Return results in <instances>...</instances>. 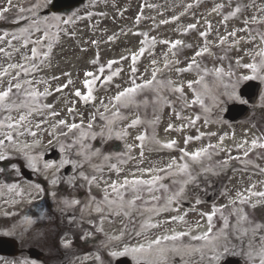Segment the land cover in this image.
Returning a JSON list of instances; mask_svg holds the SVG:
<instances>
[{"label": "rangeland", "instance_id": "1", "mask_svg": "<svg viewBox=\"0 0 264 264\" xmlns=\"http://www.w3.org/2000/svg\"><path fill=\"white\" fill-rule=\"evenodd\" d=\"M33 0H12V9L8 13H4L5 18L0 19V36H4L3 40H0V47L5 49V52H11V58L0 53V69L6 67L10 63L24 64L27 67H31L24 59L23 56H30V49L34 45H29L27 48L22 47L23 36H21L19 29L21 27H27L28 21H20L19 24L14 23L16 19L17 10L20 5L25 7L29 6ZM241 3L247 4L249 0H240ZM217 3L227 4V0H86L78 6L71 8L67 11H61L58 13L40 14V18L59 16L62 19L73 20V23L64 25L60 24L59 30L52 28L53 33L52 51L47 58L40 55L39 59L35 60V63L39 66L37 70L33 71L28 76H23L22 79L34 80V81H46L47 83L34 84L33 87L38 92H44L47 88L51 95L35 98V102L31 105L35 109L32 115L28 117V121L25 123L30 131L36 132L35 137L24 131V128H20L19 131L23 132V135L14 138L13 141H5V146L0 147V151L4 152L9 157H16L17 163H24L26 161L23 157L13 150V146L21 147L27 143L33 144V141L38 140L40 143L34 147L27 149L30 155L37 157L36 173L44 174L43 177L49 186L50 202L53 205V209L61 210L65 213L68 211L75 212L79 210L81 217L78 224V231L81 232L80 236L98 239L94 250L91 252L84 253L82 256L74 259L71 264H83V260L86 258H94L92 264H106L112 261L114 258L109 256V252L112 250H120L123 246H136L140 244L147 245L155 234L162 236V234H173V232H182L186 229L191 231H198L201 228V223L205 221L204 233L207 229L208 214L215 215L218 212L221 217L229 215V213L237 212L238 215H243L242 211L246 209L245 203L236 201L237 193H246L247 189L250 188L249 181H256L257 187L263 189L260 192H264V173L259 172L260 169L264 168V149L256 148L249 152V155L245 157L244 151L250 147V142L254 138H261V142H264V129L258 128L253 125L250 119L229 123L222 119L223 111L225 110V104L233 100L240 101L241 98L238 95V86L245 80L243 76L253 75L251 69L242 67L243 64L256 63L259 65L260 57L256 56L253 59L256 51L260 48H264V44H261L260 39L256 36L257 32L264 33V24L261 25H250L251 35L256 36L254 42H246L249 39L248 32L239 31L240 28L244 27L243 20L250 17L253 14L260 15L256 12V8H249L247 11H243L238 18H231L224 23H221L223 15L227 12L232 11L235 7L236 0H233L231 8L226 7L223 11V15L211 13V8ZM257 6H264V0H255ZM192 4L191 9L186 10V6ZM7 0H0V7L6 6ZM42 11V10H41ZM91 13V16L88 15ZM184 13V15H180ZM211 13V14H210ZM75 14V15H74ZM25 15H30L25 13ZM141 15L142 18L137 22L136 17ZM173 16L179 17V19L172 21ZM80 17L81 19H77ZM162 20H169L167 24H162ZM208 21L212 25V32L209 34L207 39L211 41L210 53L203 57L197 58V62L200 64V69L207 68L211 74L204 75L200 72V75H204V81L201 85H194V89L190 90L187 88V81L196 80L199 78L198 71L194 68L190 72H184L177 74L173 69L175 67H185L187 62L192 58L194 51L198 50L204 43L203 38L199 36V31L207 30ZM54 23V22H53ZM190 23H198L196 30L189 31L187 34H183V29ZM43 28L44 25H41ZM237 30V37H228L224 44H219V36H226L228 32ZM8 33V35H5ZM64 33H68L65 35ZM135 33H146L147 42L141 45V41L145 40L144 35H136ZM12 34L20 36L19 40H12ZM40 35V33H36ZM109 36H114L112 41L108 40ZM35 39L36 36L30 37ZM152 38H155L156 43L152 42ZM235 39H239L238 44H233ZM96 40L97 44L93 45L90 42ZM168 40L175 41L181 40L184 45H192L189 47H180V51L177 56H172L169 52V45L161 44L159 41ZM8 41H11V47L8 45ZM47 41H42L41 46L38 47V52L43 53L47 51ZM140 47H145L146 51L143 56L137 60L138 72L136 78L138 82H142L141 75L144 79H147L151 75L153 65L151 61L155 59L160 67H163L164 55L168 53L169 60H178V64H174L173 69H165L162 73L158 74V79L162 81L172 80L176 84L183 86V95L164 89L160 95L167 96L168 100L172 102L173 107H168L161 103L157 106H149L147 108L141 105L139 109L132 108L131 110L122 109L124 115L131 116L133 112H138L144 123L138 126L137 129L130 130L131 136L127 139L128 143H136L132 137L139 134L140 132L147 131L149 137L154 136L156 140L161 143L175 140L176 146L173 149L159 148L149 140L146 142V149L144 151V163L139 165V168H165L173 159H176L177 166L173 169H168L165 172H152L148 174H141L137 171V164L135 161H129L127 164L119 165L123 171L117 175L115 172H109L107 167L103 169V173H95L91 167L85 165L83 171L86 175H97L103 176V179L111 182L113 180H121L124 176H129L130 173L135 172L136 177L148 180L153 176H160L161 179L153 185V193L160 196L161 199L158 201L150 200V196L147 191L143 194V200L137 201V209L134 210L128 217L123 215H114L107 210L102 213H97L95 205H89L90 195L95 197L96 201H102L104 198V184L101 183L100 187L95 185L91 188L89 193V186L87 183L79 177V171L81 169H74L75 173L71 177H66L64 184L68 186L70 193L68 196L61 197L53 190L55 185L51 184L52 179L57 180L56 171L53 175L52 169L46 170L44 164L54 163L59 167L61 160L78 161L81 159L77 155L79 151V145L74 143V139L79 136V130H74L69 133L68 136H60L59 131L53 135L49 133L53 132L52 125L58 120L64 119L67 123H80L81 117L85 122L87 121L92 113L97 112L100 108V99H107L113 96L116 92L115 85L120 84L122 86H128V74L130 71L131 54L137 52ZM13 48L20 49L19 52H14ZM99 54V63L93 65L91 61L97 58ZM121 56H126L128 59L122 60L119 64L112 66V71L116 69H122L121 74L114 78L112 84L105 86L103 90L100 89L99 84L95 87L93 95L96 99L92 102H85L80 98L76 97L73 93L76 89H80L82 93H86V89L83 86V80L85 79L84 73L88 71L96 72L101 66H106L109 60H119ZM237 60L240 63H237ZM222 68L224 73H233V75H223L217 78L214 74L215 68ZM147 69V71H146ZM63 73H69V76H64ZM14 74V73H13ZM109 74V70L105 67V72L100 74L101 76ZM257 75L264 77V68L257 70ZM59 77L58 80H53L52 77ZM9 77L2 78L0 86L6 84ZM71 79L72 85L64 89L62 92H55L54 90ZM261 80V79H259ZM238 81V82H237ZM263 84L262 93L260 100L256 108V119L261 126H264V80H261ZM207 84V90L205 91L203 85ZM194 91L200 94V98L203 104H194L191 107H185L186 101L194 99ZM145 95L149 97H155L156 93L152 91H146L145 94H141L137 97L138 100H143ZM16 99L17 97H13ZM19 98H23L22 96ZM90 103L87 107L86 104ZM51 104L52 109L44 108L43 105ZM69 108H74L75 113L70 114ZM23 111H27L26 109ZM58 112V116H51L50 112ZM178 112L181 119H177L175 113ZM14 117L18 118L19 112L13 111L11 113ZM7 113L0 111V119H3ZM159 117V122L154 126L148 122L153 121L156 117ZM196 124L194 126L183 127L188 123V120L195 119ZM187 118V119H184ZM41 121H46L41 123ZM40 123V127L37 128L36 124ZM103 122L97 118L94 122V130L100 131V125ZM172 124L173 129L165 131L168 125ZM119 126H122L119 125ZM179 129V130H176ZM67 132V128L61 129ZM7 128H0V139L4 138V133L8 132ZM15 133L16 130H12ZM215 133V135H212ZM200 136L199 140L192 139L188 145L184 144L185 137H196ZM221 137L223 141L221 142ZM116 140V139H115ZM120 145L118 150L110 151L105 148L106 144L100 143L98 146H94L92 140L87 141L96 148H100L106 154H115L124 151L125 141L119 140ZM244 141H248L243 149H238L236 145L242 144ZM56 142L58 149L64 148V158L58 162L45 161L42 159V154L50 144ZM213 143L217 147L210 149L209 154L201 158L200 163H193L189 158L185 157L181 159L182 153L179 151L180 148H186L187 151L192 152L196 149L205 147ZM71 145V147H69ZM140 149L134 148L132 155L139 158ZM230 157H236L230 159ZM238 158V159H237ZM239 162H236L237 160ZM235 161L234 163L225 164L224 162ZM96 164H100L99 159H94ZM115 162V161H113ZM187 163L189 168L186 172L181 173L179 171V165ZM14 165V164H12ZM12 165L8 167L12 175L17 176L19 174L18 167L12 168ZM19 166V165H18ZM201 168V169H200ZM239 168V169H238ZM32 169V168H31ZM205 169H208L205 171ZM33 170V169H32ZM223 173V174H222ZM227 175V180L224 186L221 188L222 194L219 199L213 202H206L198 196V184L203 182L205 179L214 178L219 181L221 178ZM54 176V177H53ZM73 177H76L73 180ZM18 181H9L2 179L0 181V223L2 227L0 232L4 234H11L19 239H28L29 241L35 240L32 236L36 237V232L40 230L35 228L38 220L42 219L47 206L41 202L42 191H37L35 188L36 184L25 181L22 177ZM187 181V182H186ZM15 185L12 191H9L8 186ZM160 185H164L165 188H160ZM183 188L179 197H176L172 203L168 204V198L173 196L174 193L179 192ZM166 189V190H165ZM254 191V190H252ZM17 193H20L17 195ZM53 193L55 195H53ZM264 198V197H262ZM77 199L81 203L73 206L66 207L63 203L64 200ZM233 199L235 202H233ZM188 200L192 203V208L184 207L181 202ZM257 200H262L260 196L258 198H250V203L253 204ZM148 201V203H144ZM231 206V207H230ZM167 208V211L160 209ZM148 209L158 210L148 211ZM76 210V211H77ZM259 211L258 208H251L250 211L246 210V219L238 220L236 222V229L239 225H242L245 221L252 223L255 214ZM244 216V215H243ZM28 217L33 221L30 226L25 225V218ZM151 218V222L158 223L161 221H168V223L162 224L161 227L152 228L148 230L141 229V224L148 218ZM172 217H183L182 220H171ZM240 224L237 225L239 222ZM199 226V228H198ZM247 226V223L245 224ZM248 232H257L261 228L264 230V224L259 229L256 228ZM203 227V228H204ZM98 228H103V231H98ZM123 235L119 242L110 241L109 237L112 235ZM48 233H52L54 229L51 228V224H48L46 228ZM137 232L141 234L136 235ZM201 233V234H202ZM71 234L64 236V240H68ZM192 234V236H198ZM44 238H41V240ZM47 242L46 239L42 240ZM172 242V243H171ZM177 241H164V244L159 247L166 249H172L173 247H180L175 245ZM196 245L192 239H187L186 246L191 249ZM157 246H154V249ZM170 247V248H168ZM213 248L207 245L204 249L205 252L210 256L212 252L210 249ZM257 248V246H253ZM183 253V252H182ZM99 255L101 261H97L95 257ZM172 253L169 252L167 258L172 257ZM132 258L133 262L139 260L151 261L161 260L155 251L150 255L143 254L137 255ZM258 264V261H254ZM0 264H41L38 261L17 258L11 259L0 256ZM182 264H190L184 262Z\"/></svg>", "mask_w": 264, "mask_h": 264}, {"label": "snow or ice", "instance_id": "2", "mask_svg": "<svg viewBox=\"0 0 264 264\" xmlns=\"http://www.w3.org/2000/svg\"><path fill=\"white\" fill-rule=\"evenodd\" d=\"M53 0H33V2L30 3L29 6L25 7L23 5H20L17 10L16 19L13 21L16 24H19L20 21H28L27 27H21L19 29L21 36H23V44L22 47L27 48L29 45H34L31 47L30 56H23V59L31 65V67H27L24 64L19 63H10L7 64L6 67H3L0 69V81H2V78L9 77L7 79L6 84L3 86H0V111L7 113V115L4 116L3 119H0V128H7L9 131L4 133V138L0 139V147L5 146V141H13L14 138L19 137L20 135H23V132H20V128H24L25 132H28L29 135L35 137L37 135L36 132L30 131L27 127H25V123L28 121V117L32 115L33 111H35L34 108L31 107V105L35 102V98L37 96L44 97L51 95L52 92H50L47 88H45L44 92H38L33 85L38 83H47L46 81H34V80H28V79H22L23 76L30 75L33 71L37 70L39 67L35 60L39 59L40 55H43L44 58H47L51 51H52V43L51 40L53 38V33L51 32V29L54 27L59 30L60 24L68 25L73 23V20L71 18L69 19H62L59 16H54L51 18L44 17L43 19L40 18L41 10H50V6L52 5ZM233 5V0H227V4L225 3H217L211 8V13H216L218 15H223V11L226 7L231 8ZM12 0H7V5L0 7V19H4V13H8L12 9ZM193 7L192 4H188L186 6L187 9H191ZM255 7L256 12L260 13V15L253 14L250 17H247L243 20L244 27L240 28L239 31L241 32H248L249 33V39L246 42H254L256 39V36L259 37L261 44H264V33L257 32L256 36L251 35V29L250 25H261L264 24V6H257L255 3V0H249V3L243 4L240 2V0H236L235 7L232 11L227 12L226 15H223V19L221 23H224L225 21H228L231 18H238L240 14H242L243 11H247L249 8ZM25 13H28L30 15H25ZM210 13V14H211ZM75 15V14H74ZM89 16H91V13H88ZM180 15H184V13H181ZM142 16L138 15L136 17L137 22L141 20ZM77 19H81L80 17H77ZM179 19L177 16H173L171 18L172 21H175ZM54 22V23H53ZM169 20H162V24L169 23ZM207 24V30L205 31H199V36L203 38L204 43L203 45L198 49L194 51V54L192 58L187 62L185 67H175L173 69L174 64H178V60H169L168 59V53H165L164 55V63L163 67H160L158 65V62L153 59L151 61L153 68L151 70V75L149 78L144 79L143 75H141L142 82H138L136 78V74L138 72L137 68V60L145 54V47H140L137 52H134L131 54V64L129 66L130 71L128 74V86H122L120 84L115 85L116 92L113 96L109 97L107 99V102H105V99H100V108L103 109V111H100L99 109L97 112L92 113L89 117L86 127L85 122L83 120V117H81L80 123H67L64 119L58 120L55 124H53L51 127L53 129L52 133H49V135H53L57 131H59L60 136H68L69 133H72L74 130H79L80 134L78 137L74 139V143L79 145V151L77 155L81 157L78 161H72V160H61L59 167H63L64 165H71L74 169H81L79 171V177L83 179L87 185L89 186V193H91V188L93 185L96 187H100V184H104V198L102 201L97 202L95 197H92L90 195L89 198V205H95V211L97 213H102L105 211V206L107 207V210L110 211L114 215H123L125 217H128L130 213H132L134 210L137 209V201L143 200V194L145 191L150 196V200L152 201H158L161 199L160 196H157L153 193V185H155L160 179V176H153L151 179L145 180L139 177H136L135 172L130 173L131 178L129 176H124L122 181L121 180H113L111 182H108L103 179V176H97V175H86L85 172L82 170L85 165H88L93 169L95 173H103V169L107 167L108 171L115 172L117 175H119L123 169L119 165L127 164L129 161H135L137 164V171L141 172V174H148L152 172H165L168 169H173L177 166L176 159H173L169 164L165 166V168H139L140 164L144 163V151L146 149V142L151 140V142L155 145H158L159 148L164 149H173L176 146L175 140H170L165 143H161L160 141L156 140L154 136L149 137L147 135V131L140 132L139 134L132 137V139L136 143H128L127 139L131 136V131L133 129H137L138 126H141L144 121H142L141 116L138 112H133L131 116L124 115L122 112V109L131 110L132 108L139 109L141 105L143 107L147 108L149 106H157L161 103L165 104L168 107H173L174 105L170 100H168L167 96H161L160 93L167 89L168 91H172L175 93H180L183 95V86L180 84L174 83L172 80L162 81L158 79V74L162 73L165 69H173L177 74L184 73V72H190L194 68L198 71L199 78L196 80H189L187 81V88L190 90L194 89V85H201L204 81V75L211 74L210 70L207 68L200 69V64L197 62V58L203 57L206 54L210 53V45L211 41L207 39L209 34L212 32V25L210 22L205 21ZM41 25H44L42 28ZM198 27V23H190L187 25L185 29H183V34H187L189 31L196 30ZM36 33H40V35H36ZM65 35H68V33H64ZM136 35H144L146 37L145 40H142L140 43L141 45L146 44L147 42V34L146 33H135ZM5 35H8V33H5ZM36 36L35 39H31L30 37ZM228 37H237V30L233 29V31L228 32L226 36H219L218 42L219 44H224ZM115 37L109 36L108 40L112 41ZM4 36H0V40H3ZM20 36H17L15 34H12V40H19ZM42 41H47V51L43 53L38 52V47L41 46ZM152 42L156 43L155 38H152ZM91 44L95 45L97 44L96 40H92L90 42ZM161 44L169 45V52H171L172 56H177L180 47H189L191 48L192 45H184L183 41L181 40H175V41H168V40H161L159 41ZM239 39H235L233 41V44H238ZM8 45L11 47V41H8ZM14 52H19L20 49L13 48ZM0 53H4L5 56L11 58L12 53L11 52H5V49L0 47ZM258 56L260 57V63L259 65L256 63H248L241 65L242 67L246 69H251L253 75L251 76H243V80H252V79H261L264 80V77H260L257 75V70L259 68H264V48H260L258 51H256L255 55L253 56V59ZM128 57L121 56L119 60H109L107 62L106 66L99 67L96 72L88 71L84 73L85 79L83 80V86L86 89V93H82L80 89H76L74 91V95L81 100L85 102H92L96 99V97L93 95L95 87L99 84L100 89L103 90L105 86H108L113 83L114 78L119 76L122 69H116L115 71H112V66L115 64H119L122 60H126ZM93 65H96L99 63V54H97V58L93 59L91 61ZM237 63L239 64L240 61L237 60ZM105 67L109 70V74L101 76L100 74L105 72ZM147 71V69H146ZM203 72L204 75H200V72ZM214 74L217 78L228 75L231 76L233 73H224V70L222 68H215ZM14 73V74H13ZM64 76H69V73H63ZM53 80H58L59 77L53 76ZM238 82V81H237ZM73 81L71 79L67 80L66 83L58 86L54 91L55 92H62L64 89L68 88L69 85H72ZM205 91L207 90V84L203 85ZM146 91H152L156 93V96L149 97L145 95V98L143 100H138L137 97L141 94H145ZM23 98H19V97ZM13 97H17L14 99ZM200 103L203 104V101L200 98V94H197L194 91V99L185 102V107H191L194 104ZM44 108L52 109L51 104L43 105ZM27 111H23V110ZM18 111L19 115L18 118L14 117L11 113L13 111ZM68 112L70 114L75 113L74 108H69ZM50 115L55 117L58 116L59 113L55 111H51ZM177 119H181V116L178 112L175 113ZM99 118L103 123L100 125V131L94 130V122ZM199 117L195 119L188 120V123L183 125V127H189L194 126L196 124V120ZM187 119V118H184ZM46 121H41V123H44ZM159 122V117L157 116L156 119L153 121H150L148 123L152 124L153 126ZM122 126H119L121 125ZM61 126L63 128H67L68 131L64 132L61 129ZM36 127H40V123L36 124ZM173 129V125L169 124L168 128L165 129V131H169ZM12 130H16L15 133H13ZM179 130V129H176ZM212 135H215V133H212ZM99 139L102 144H106L108 141L112 139L116 140H123L125 141V148L123 152L115 153V154H106L104 153L100 148L94 147L92 144L88 143L89 140H97ZM192 139L199 140L200 136L196 137H185L184 144L188 145L189 141ZM221 142L223 141V137L220 138ZM40 142L38 140L33 141L32 145H29L27 143L23 144L21 147H15L13 146V150L17 153H19L23 159L26 161V165L29 168H32L34 171H37L36 163H37V157H34L29 154L27 149L30 147H34L38 145ZM248 141H244L242 144L236 145L238 149H243L245 144H248ZM71 147V145H69ZM216 145H207L205 147L196 149L192 152H189L186 150V148H180L179 151L182 153L181 159L187 157L189 158L193 163H200L201 158L209 154L210 149H215ZM134 148H139V158L132 155V150ZM256 148L264 149V142H261V138H254L250 142V147L246 151H244L243 155L247 157L249 155V152L253 151ZM61 151H64L63 146L61 147ZM9 159V156L6 155L4 152L0 151V161H6ZM94 159H99L101 161L100 164L94 163ZM230 159H235L234 157H230ZM115 161V162H113ZM227 164V161L224 162ZM16 165H12V168L15 169ZM44 168L46 170L52 169L53 175L55 174V171H58L59 168L54 163H45ZM189 168V165L187 163L179 165V171L181 173L186 172ZM208 169H205L207 171ZM3 169H0V172H2ZM262 173H264V168L260 169ZM76 177H73V180H75ZM187 182V181H186ZM51 184L55 185L57 183V180L54 178L50 181ZM254 187V185L252 186ZM15 188V185L8 186L9 191H12ZM35 188L37 191H43V189L40 187V185H35ZM160 188H165L164 185H160ZM166 190V189H165ZM183 191V188L179 192H176L173 194V196L168 198V204L170 205L172 201L179 197L181 192ZM250 195L246 196L244 193H237V197L239 198L240 203H247L250 199V196H260L264 197V192H252L251 188L246 190ZM20 193H17L19 195ZM53 195H55L53 193ZM235 202V201H233ZM64 205L66 207H73L81 202L77 199H71V200H64ZM144 203H148V201H144ZM254 206V205H253ZM163 211H167V208L160 209ZM148 211H156V214H158V210L155 209H148ZM214 214V213H213ZM208 214V221H209V228L208 231L204 232L202 235L198 236H192L191 238L193 240H205L209 241V233L212 231L211 221H212V215ZM182 220L183 217H172L171 220ZM240 220H245L246 216L241 215L239 217ZM168 223V221H161L158 223L151 222V218L149 217L144 221V223L141 224V229L148 230L152 228H158L161 227L162 224ZM33 224V221L26 217L25 218V225L30 226ZM225 226H227V220H225ZM260 225H257L256 228L259 229ZM98 231H103V228H98ZM246 231V230H245ZM255 231V229H254ZM140 232H137L136 235H140ZM190 232H173V234H164L162 236H157L154 240H151L147 243V245L140 244L136 246H123L120 250H112L109 252V256L112 258H118V257H125L131 255L133 258H135L137 255H143L148 254L150 255L153 251L156 252L158 257L161 259V261L166 260L168 253L171 252L172 254L176 255L181 261H183V257L185 255H188L187 252L182 253L179 248L173 247L172 249H166L163 247H159L162 242L164 241H175L179 239L182 236H188ZM123 235V230L121 231V235H112L109 237L110 241H116L119 242L121 240V236ZM64 246H68V242H64ZM154 246L155 247L154 249ZM251 247V246H250ZM195 251H201L200 249H196ZM210 251L212 252V255L209 256V264H213L214 261L218 260V254L215 250V247L211 248ZM227 251V249H225ZM249 257L253 259L254 261H258V264H264V239L260 241L258 248H251V251L249 252ZM97 261H101V257L97 255L95 257ZM147 264H152V262L149 260L147 261Z\"/></svg>", "mask_w": 264, "mask_h": 264}, {"label": "flooded vegetation", "instance_id": "3", "mask_svg": "<svg viewBox=\"0 0 264 264\" xmlns=\"http://www.w3.org/2000/svg\"><path fill=\"white\" fill-rule=\"evenodd\" d=\"M57 178L60 180H64V178L60 174V170L58 171ZM225 182V179L220 180L219 183H215L214 186H208L202 183L200 185L199 193L202 197H210L213 193H217L218 197L221 195V191L219 189L220 185H223ZM218 217L215 220V223L219 227H223L224 231H221L222 229L214 232L212 234L213 241L216 245L219 246V250L217 252L218 254V260L214 261L213 264H223V260L228 259L230 256H235L240 258L241 264H251V258L249 257V252L251 251V248L253 246H259L260 241L264 239V231H258V232H238L232 228V223L227 220V226H225V220ZM59 222L63 225H68L69 227H73L74 223H68L66 221V218L63 215L59 216ZM223 223V224H222ZM62 231L67 230L66 227L61 228ZM251 246V247H250ZM59 249V248H58ZM227 249V251H225ZM74 254L72 250H57V251H51L49 248H45L44 251V257L45 259L42 260L43 264L48 263L50 260H55L57 258L64 257L62 264H66L68 260H70L69 257ZM209 256H206L204 253L201 254H191L187 256L186 260L188 262H191L193 264H209ZM174 263L181 264L183 261H181L177 256L173 258ZM152 264H166V261L161 262L159 260H155Z\"/></svg>", "mask_w": 264, "mask_h": 264}, {"label": "water", "instance_id": "4", "mask_svg": "<svg viewBox=\"0 0 264 264\" xmlns=\"http://www.w3.org/2000/svg\"><path fill=\"white\" fill-rule=\"evenodd\" d=\"M82 0H53L52 5L50 6L51 11H56L64 7H68L71 5H74ZM48 10H45L47 12ZM259 85L257 83L249 82L243 85L241 88L240 94H249V92L255 93V91L258 90ZM238 109L235 106H229L226 116L230 119H234L236 115V111ZM244 109H241L243 111ZM241 114L244 115V112ZM20 250L17 247V242L13 238L0 236V254H14L19 252ZM28 254L32 257H39L38 250L35 248H29ZM115 264H129V261L127 258H120L116 261Z\"/></svg>", "mask_w": 264, "mask_h": 264}]
</instances>
